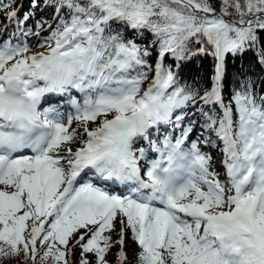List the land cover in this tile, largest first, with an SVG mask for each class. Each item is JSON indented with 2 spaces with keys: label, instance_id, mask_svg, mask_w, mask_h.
<instances>
[{
  "label": "snow or ice",
  "instance_id": "obj_1",
  "mask_svg": "<svg viewBox=\"0 0 264 264\" xmlns=\"http://www.w3.org/2000/svg\"><path fill=\"white\" fill-rule=\"evenodd\" d=\"M48 6L55 27L35 31L37 0L3 12L0 264H264V95L223 86L226 57L261 41L264 0ZM197 55L215 61L202 93L180 79Z\"/></svg>",
  "mask_w": 264,
  "mask_h": 264
},
{
  "label": "trees",
  "instance_id": "obj_2",
  "mask_svg": "<svg viewBox=\"0 0 264 264\" xmlns=\"http://www.w3.org/2000/svg\"><path fill=\"white\" fill-rule=\"evenodd\" d=\"M21 0H0V3L8 5L3 9L4 12L17 10ZM54 2V0H53ZM217 11H219V0H212ZM38 7L35 9V16L28 21V24L32 26L35 31V23L37 20H44L50 23L53 22V16L55 14L54 8L51 6L45 7V0H37ZM32 0H23V8L20 11L22 15L25 12H30ZM1 13V12H0ZM231 18V17H229ZM48 25L45 24L41 29L42 36L48 35ZM261 41L256 48L249 49L241 54L235 56L229 54L226 57L225 62V75L223 80L224 94L229 95L230 91L234 88H238L242 80L250 81L254 86L258 94L264 95V64L260 63L259 55L260 50L264 49V33H260ZM146 37L151 39V34L146 33ZM144 43L145 41H138ZM191 47L193 50L199 45L192 42ZM215 61L211 56L208 55H197L187 61L181 62L180 67V79L181 83H188L196 88L201 89V93L204 88L211 86V77L213 75ZM191 107V106H189ZM199 107V105H197ZM190 119L197 121V131L199 133V124L202 122L199 117V113L195 116L190 115ZM206 135L208 133H205ZM214 138V137H213ZM131 245V243H130ZM136 251V250H135ZM130 256V259H134V253ZM114 249L109 254L108 259L114 260ZM6 264H15V262H6Z\"/></svg>",
  "mask_w": 264,
  "mask_h": 264
},
{
  "label": "rangeland",
  "instance_id": "obj_3",
  "mask_svg": "<svg viewBox=\"0 0 264 264\" xmlns=\"http://www.w3.org/2000/svg\"><path fill=\"white\" fill-rule=\"evenodd\" d=\"M22 8H23V0H21V2H20V4H19V7H18V12H19V13H20V11L22 10ZM7 23H8V21L5 20L4 16H2V12H1V13H0V33H3V30H4V27H5V24H7ZM15 30H16V22H15V20H13V21L11 22V26L8 28V32L11 33V32H13V31H15ZM36 39H37L36 37L31 38V39L29 40V43L34 45V44L36 43ZM32 50H33V51H39V50H41V49H39V48H33ZM73 95H74V96H77V99L80 100V101L82 102V96H81L80 93H78V92H76V91L74 90V91H73ZM72 126H73V127L76 126L75 122H73V125H72ZM81 130H82V129H81ZM204 151H205V152H210L211 155H212V153H214V157H213V159H214L215 161H218L217 166H216V163H215V164H214V167H215V166H216V168H217V167H221L219 161L221 160L222 156H221V153H220V154H217V152H218V148H213V147L209 146V147H207V148H204ZM220 156H221V158H220ZM216 158H218V159H216ZM216 168H213V169H215L216 171L220 172V173H221L220 176L224 177V175H223V168H222V167H221V168H218V169H216ZM219 169H220V170H219ZM220 178H221V177H220ZM224 181H225V179H222V182H224ZM130 243H131V245H130ZM135 250H136V245L131 241V239H128V240L126 241V252H127L129 258H130V256L133 255V252H134ZM114 251H115V248H114Z\"/></svg>",
  "mask_w": 264,
  "mask_h": 264
},
{
  "label": "bare ground",
  "instance_id": "obj_4",
  "mask_svg": "<svg viewBox=\"0 0 264 264\" xmlns=\"http://www.w3.org/2000/svg\"><path fill=\"white\" fill-rule=\"evenodd\" d=\"M3 12H4V11H2V16H4V15H3ZM44 107H46V104L43 103V100H42V107H41V110H43ZM69 110H70V105H64V106H61V108H60L61 113H66V112L69 111ZM197 133H198V131H197ZM217 154H220L219 150H218ZM213 157H214V153H212V158H213ZM220 158H221V156H220ZM216 159H218V158H216ZM215 163H216V166H217L218 161H215V160L213 159V168H216V166L214 167V164H215ZM218 168H221V167H217L216 169H218ZM219 170H220V169H219ZM111 188H117V189H119V192H122V191H123L122 187H121V186H118V185H114V186H112ZM114 193H115V192H114ZM116 194H118V193H116Z\"/></svg>",
  "mask_w": 264,
  "mask_h": 264
}]
</instances>
